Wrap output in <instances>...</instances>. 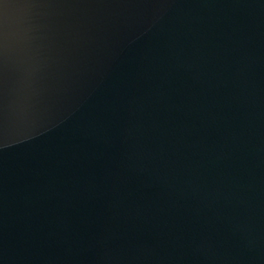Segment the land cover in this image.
<instances>
[{
	"label": "water",
	"instance_id": "95a60500",
	"mask_svg": "<svg viewBox=\"0 0 264 264\" xmlns=\"http://www.w3.org/2000/svg\"><path fill=\"white\" fill-rule=\"evenodd\" d=\"M0 264H264V0H0Z\"/></svg>",
	"mask_w": 264,
	"mask_h": 264
}]
</instances>
